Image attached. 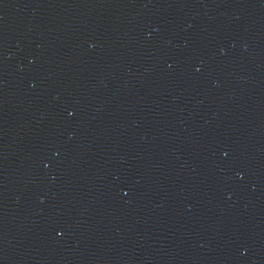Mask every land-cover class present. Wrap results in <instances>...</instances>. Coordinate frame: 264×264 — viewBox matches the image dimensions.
Returning a JSON list of instances; mask_svg holds the SVG:
<instances>
[{"label": "water", "instance_id": "1", "mask_svg": "<svg viewBox=\"0 0 264 264\" xmlns=\"http://www.w3.org/2000/svg\"><path fill=\"white\" fill-rule=\"evenodd\" d=\"M0 264H264V0H0Z\"/></svg>", "mask_w": 264, "mask_h": 264}]
</instances>
